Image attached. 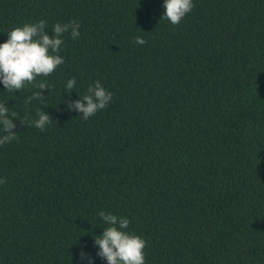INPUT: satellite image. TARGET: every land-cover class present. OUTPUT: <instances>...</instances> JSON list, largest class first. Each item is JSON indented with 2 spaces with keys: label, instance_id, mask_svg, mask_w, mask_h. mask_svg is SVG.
Here are the masks:
<instances>
[{
  "label": "trees",
  "instance_id": "16d2710c",
  "mask_svg": "<svg viewBox=\"0 0 264 264\" xmlns=\"http://www.w3.org/2000/svg\"><path fill=\"white\" fill-rule=\"evenodd\" d=\"M192 2L173 26L164 0H0V44L80 25L43 99L0 83L19 135L0 146V264H107L101 211L145 240V264H264V0ZM97 80L112 100L84 120L65 101Z\"/></svg>",
  "mask_w": 264,
  "mask_h": 264
},
{
  "label": "clouds",
  "instance_id": "9594fccd",
  "mask_svg": "<svg viewBox=\"0 0 264 264\" xmlns=\"http://www.w3.org/2000/svg\"><path fill=\"white\" fill-rule=\"evenodd\" d=\"M193 7L192 0H164L161 21H167L173 26L179 25ZM46 27L45 20L16 27L7 34V41L0 44V83L7 92L20 91L26 84H32L39 89L26 99V103L33 99H43L42 92L45 89L51 91L50 86L46 82H38V78L49 76L64 63L63 57L59 55L63 34L70 33L73 40L80 35V25L76 21L56 23L51 36L45 32ZM134 43L142 46L146 41L136 37ZM75 86V78L69 79L65 92L69 93ZM111 100L112 94L97 80L94 86L88 87L83 98L65 103L69 111H76L84 120H88L97 112L106 109ZM38 117L33 125L40 131L53 121L44 111H39ZM15 127L13 119L9 118L8 108L0 104V146L18 139L19 135L13 132ZM4 183L6 181L0 179V184ZM99 216L109 226L104 228L102 235L94 238V247H98L96 256L106 260L107 264H145L143 250L146 242L139 236L124 231L128 228L129 221L103 211ZM79 255L82 264L84 261L94 264V258L86 255L83 250Z\"/></svg>",
  "mask_w": 264,
  "mask_h": 264
}]
</instances>
